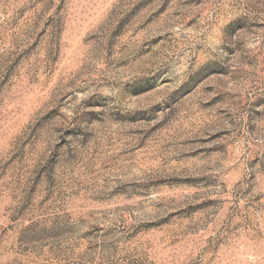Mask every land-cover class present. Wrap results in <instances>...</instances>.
<instances>
[{
    "label": "rangeland",
    "instance_id": "rangeland-1",
    "mask_svg": "<svg viewBox=\"0 0 264 264\" xmlns=\"http://www.w3.org/2000/svg\"><path fill=\"white\" fill-rule=\"evenodd\" d=\"M0 264H264V0H0Z\"/></svg>",
    "mask_w": 264,
    "mask_h": 264
}]
</instances>
